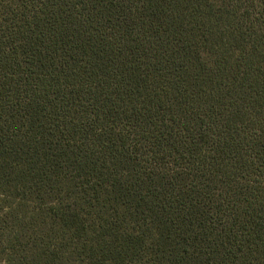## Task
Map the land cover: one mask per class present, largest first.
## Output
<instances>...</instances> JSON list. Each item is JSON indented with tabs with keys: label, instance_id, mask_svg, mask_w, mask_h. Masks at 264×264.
I'll return each instance as SVG.
<instances>
[{
	"label": "trees",
	"instance_id": "trees-1",
	"mask_svg": "<svg viewBox=\"0 0 264 264\" xmlns=\"http://www.w3.org/2000/svg\"><path fill=\"white\" fill-rule=\"evenodd\" d=\"M0 264H264V0H0Z\"/></svg>",
	"mask_w": 264,
	"mask_h": 264
}]
</instances>
